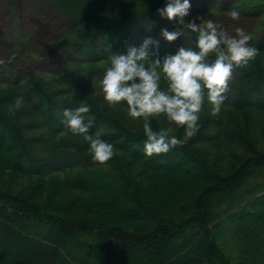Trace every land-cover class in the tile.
Instances as JSON below:
<instances>
[{"label": "trees", "instance_id": "16d2710c", "mask_svg": "<svg viewBox=\"0 0 264 264\" xmlns=\"http://www.w3.org/2000/svg\"><path fill=\"white\" fill-rule=\"evenodd\" d=\"M166 2L41 3L66 30L65 46L48 78L33 67L18 81L0 70V173L34 178L53 200L39 204L0 186V264H264V150L225 165V151L214 145L253 143L249 118L264 117V34L249 40L255 57L233 69L232 96L219 112L202 108L193 135L172 129L164 113L149 117L154 130L171 128L185 140L167 153L145 155L144 118L126 117L123 101L119 115L95 90L112 52L176 26L158 12ZM186 33L195 46V34ZM150 47L154 56L174 52L170 44ZM81 103L90 105L89 132L114 145L106 162L62 122L64 109ZM66 194L75 205L84 199L97 217L62 212ZM226 227L235 255L221 244Z\"/></svg>", "mask_w": 264, "mask_h": 264}, {"label": "clouds", "instance_id": "9594fccd", "mask_svg": "<svg viewBox=\"0 0 264 264\" xmlns=\"http://www.w3.org/2000/svg\"><path fill=\"white\" fill-rule=\"evenodd\" d=\"M191 7L192 0H167L158 12L176 24L171 30L161 29L165 40L175 41L190 32L195 34V46L181 44L174 52L154 56L150 46L158 41L147 36L138 46L112 52L99 81L109 104L126 102L131 117L144 118L143 151L147 156L167 153L185 143L183 138L172 134L171 128L154 130L150 116L164 113L177 126L184 127L187 136L193 135L205 97L212 111L219 112L233 69L246 64L258 52L243 28H236L232 34L221 21L204 19L203 15L186 19ZM227 15L238 20L240 11L231 8ZM209 53H215L211 62L207 60ZM162 79L168 81L167 89L161 87ZM89 111L87 103L65 108L62 122L72 133L83 135L94 160L106 162L115 154L114 145L89 132L85 123Z\"/></svg>", "mask_w": 264, "mask_h": 264}, {"label": "rangeland", "instance_id": "374dc122", "mask_svg": "<svg viewBox=\"0 0 264 264\" xmlns=\"http://www.w3.org/2000/svg\"><path fill=\"white\" fill-rule=\"evenodd\" d=\"M44 1L45 0H0V63H2L0 64V70L4 71L12 80L18 81L24 77V67H33L40 78L50 77L51 74L49 72L57 69L56 66L58 65L55 62L58 58L61 59V48L65 46L64 37L67 32L62 28L59 19L56 18L54 14H47L45 5L41 4L44 3ZM58 2H60V0H54V4ZM263 2L264 0H192L190 15L193 17L196 15H203L204 19L221 21L232 34H235L236 28H243L251 38H254L264 34V6L259 5V3ZM231 8L239 9L240 17L238 20H233L227 15L228 10ZM188 37L186 33L177 40L169 42L163 38L161 32H158L155 35V40L158 41L156 46L170 44L172 50L175 51L181 44L185 46L191 45V42H188ZM5 62H9L12 65H7ZM165 85L166 87L168 86V84ZM95 90L102 91L100 87ZM231 93L232 90L228 87L223 94L225 96L223 102L229 100L232 96ZM107 104L115 109L116 113L119 115L122 114L117 104H109L108 102ZM209 106H211V104L205 97L204 106L202 108L205 109ZM203 114L204 110L203 112L200 111L199 120L202 119ZM124 115L130 116L128 110L124 111ZM234 115L232 117H234ZM249 119L254 122L251 126L247 127L253 135V143H251L250 147L236 144L234 140L233 142L214 143L216 147L223 148L226 153V158L222 164H236L238 160H243L244 157L250 155L252 153V148L261 151L264 150V142H262L264 141L263 136L259 135L260 133H264V123L257 125L258 123L264 122V117L263 120L256 119L254 116H251ZM168 121V125L171 126L172 129L174 128L179 131L181 126H177L170 120ZM242 121H244V119ZM140 124V127H143V122H140ZM184 137H188L185 131ZM29 144L32 146L30 142ZM221 144L222 146H220ZM211 146H213V144H211ZM62 161L59 160L57 163ZM33 179L32 177L21 176L20 174L6 176V174L0 173V186H8V189L11 191L22 193V195L28 196L39 204L52 201L53 198L49 197L48 193L46 194V191L41 187H38V184ZM59 199L63 204L62 207H65V210L62 212L69 211L75 214L84 213L90 215L92 218L98 215V213L96 214L94 211H87V203L84 199L80 200L76 205L74 202L75 199L68 197L67 194ZM72 202H74V206L71 207L70 205ZM99 217L106 218L103 215L98 216V218ZM228 229L229 228L226 227L221 237V244L228 252L235 255L239 247L234 242Z\"/></svg>", "mask_w": 264, "mask_h": 264}]
</instances>
